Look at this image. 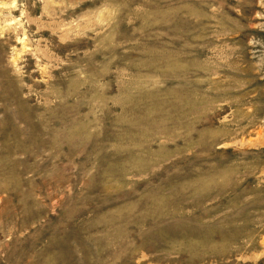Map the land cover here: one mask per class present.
<instances>
[{
  "label": "rangeland",
  "instance_id": "rangeland-1",
  "mask_svg": "<svg viewBox=\"0 0 264 264\" xmlns=\"http://www.w3.org/2000/svg\"><path fill=\"white\" fill-rule=\"evenodd\" d=\"M0 264H264V0H0Z\"/></svg>",
  "mask_w": 264,
  "mask_h": 264
}]
</instances>
